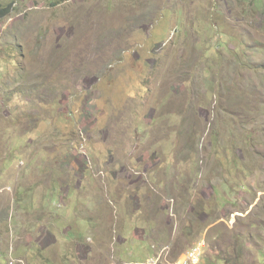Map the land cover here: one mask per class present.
<instances>
[{"label": "rangeland", "instance_id": "374dc122", "mask_svg": "<svg viewBox=\"0 0 264 264\" xmlns=\"http://www.w3.org/2000/svg\"><path fill=\"white\" fill-rule=\"evenodd\" d=\"M196 243L264 264V0H0V264Z\"/></svg>", "mask_w": 264, "mask_h": 264}, {"label": "built area", "instance_id": "2783aa9c", "mask_svg": "<svg viewBox=\"0 0 264 264\" xmlns=\"http://www.w3.org/2000/svg\"><path fill=\"white\" fill-rule=\"evenodd\" d=\"M201 244H198L197 246H195L186 256L187 259L183 260L181 262V264H188L189 262H191L192 260H194L195 258H199V251L201 249L200 247Z\"/></svg>", "mask_w": 264, "mask_h": 264}, {"label": "clouds", "instance_id": "9594fccd", "mask_svg": "<svg viewBox=\"0 0 264 264\" xmlns=\"http://www.w3.org/2000/svg\"><path fill=\"white\" fill-rule=\"evenodd\" d=\"M197 243H199V242H197ZM197 243H196L193 247H191L189 250L185 251L183 254H185V256H187L188 253H189V252H190L195 246H197ZM183 254H181V256L178 258L176 264H181V262H182L181 259H182V255H183ZM21 258H23V257H19V258H17V260H18L19 263L24 264V263L21 262V261H23V260L20 261ZM198 263H199V262H198ZM198 263H196V264H198Z\"/></svg>", "mask_w": 264, "mask_h": 264}, {"label": "crops", "instance_id": "0c3cea01", "mask_svg": "<svg viewBox=\"0 0 264 264\" xmlns=\"http://www.w3.org/2000/svg\"><path fill=\"white\" fill-rule=\"evenodd\" d=\"M19 257L27 258V255H25V256L22 255V256H19ZM19 257H18V258H19ZM40 259H41V258H40ZM46 264H49V262H46ZM56 264H67V262L64 261V257H63L62 255L58 254V259H57Z\"/></svg>", "mask_w": 264, "mask_h": 264}]
</instances>
